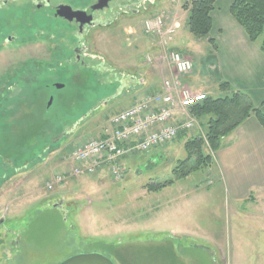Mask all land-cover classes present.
<instances>
[{"label": "rangeland", "instance_id": "rangeland-1", "mask_svg": "<svg viewBox=\"0 0 264 264\" xmlns=\"http://www.w3.org/2000/svg\"><path fill=\"white\" fill-rule=\"evenodd\" d=\"M189 1L137 0V13L98 33L96 46L88 49L96 56L87 62L92 75L78 70L82 74L73 77L66 73L72 62L59 65L70 53L49 38L57 36V26L45 32L48 45L35 40L30 48L15 52L6 46L0 52V264H61L96 253L114 264H122L117 253L126 264H264L263 217L230 213L219 197L220 185L209 184L207 170L182 179L172 175L177 161L186 156L185 140L196 134L204 140L198 120L199 128L186 132L183 140L127 154L120 180L104 167L93 176L66 178L46 189L54 176L69 173L73 162L67 156L73 148L109 133L113 115L156 83L158 69L151 68L146 57L156 56L157 42L144 33L145 20L168 17L177 27L165 49L171 45L185 50L183 56L194 71L186 80L190 91L215 99L228 96L219 90L220 78L211 70L215 51L208 39L188 33L182 6ZM35 28L45 30L38 24L32 28L34 35ZM25 59L29 65L23 64ZM123 70L132 77L122 75ZM51 81L65 89H51ZM50 96L54 101L48 107ZM166 180L173 184L162 191L144 189ZM180 194L187 195L184 209L190 208L187 229L181 228L186 216L177 211L163 208L157 219L153 211L157 201ZM241 207L250 209L249 203Z\"/></svg>", "mask_w": 264, "mask_h": 264}, {"label": "crops", "instance_id": "crops-1", "mask_svg": "<svg viewBox=\"0 0 264 264\" xmlns=\"http://www.w3.org/2000/svg\"><path fill=\"white\" fill-rule=\"evenodd\" d=\"M233 2L234 0H217L211 14L213 28L210 35L217 47L214 50L215 56L211 58L213 61L211 70L218 73L220 81L229 82L231 89H227L223 93L230 94L231 90L242 92L255 107H259L264 111V57L259 51L258 45L251 43L238 23H235L232 19L229 8ZM169 13L172 14L170 16H176L174 12L169 11ZM166 14L168 12L164 16H167ZM184 14H186L185 11ZM173 39L170 41H173ZM155 41L157 42V38H155ZM181 42L184 43V41ZM173 44L176 45L175 42ZM151 47H153V44H151ZM168 48L182 54L185 52V50H181L183 48L178 49L177 46L171 47L169 45ZM154 50V55L160 53V50H157V43ZM191 71L190 74L182 77L179 83L189 94L196 95V92L194 93V91L188 89L186 83L188 77L194 72ZM157 73H159V76L155 80L156 83L146 86L141 98L145 95L166 93L161 79L168 78V74L165 70L163 72L160 69ZM201 93L207 94L206 92ZM141 98L139 97L137 100ZM174 118L175 122L181 119L177 112ZM212 155L213 164L206 169L212 176L209 184L220 185L219 197L228 206V211L235 215L245 214L247 217L254 219L257 217L264 218V129L259 126L255 117L247 118L229 136L223 138L217 152L212 153ZM210 174L208 175L210 176ZM186 201L187 195L185 194H180L174 200L165 198L163 202L157 201L153 207L155 219L158 215L162 216L163 211L161 209L167 207L171 213L177 211L180 217L186 216L185 218H187L190 208L185 210L182 206V202ZM244 203H249V210L239 208ZM258 211L260 215H258ZM184 221L182 223L184 226L181 228L187 229L189 218ZM185 232L187 231L183 233Z\"/></svg>", "mask_w": 264, "mask_h": 264}, {"label": "built area", "instance_id": "built-area-1", "mask_svg": "<svg viewBox=\"0 0 264 264\" xmlns=\"http://www.w3.org/2000/svg\"><path fill=\"white\" fill-rule=\"evenodd\" d=\"M167 17L146 20L145 33L157 38L160 53L146 57L151 68L164 67L168 78L161 79L164 94L145 95L123 112L111 118V131L103 138H91L80 143L67 156L73 162L68 174H58L47 183L50 190L66 178L93 176L98 170L108 169L115 181L120 180L123 169L120 161L129 153L147 152L149 149L170 144L180 132L199 128L198 121L190 114L193 105L205 100L206 94H189L179 83L192 71V62L181 53L165 49L176 26ZM164 72V71H163ZM181 118L175 122V113Z\"/></svg>", "mask_w": 264, "mask_h": 264}, {"label": "trees", "instance_id": "trees-1", "mask_svg": "<svg viewBox=\"0 0 264 264\" xmlns=\"http://www.w3.org/2000/svg\"><path fill=\"white\" fill-rule=\"evenodd\" d=\"M216 2L217 0H191L182 6L187 14L188 33L197 38H207L213 50H216L217 47L209 34L213 28L211 14ZM229 12L247 39L258 45L259 51L264 57V0H234ZM70 71L71 69L66 73L70 74ZM88 73L92 75L90 72ZM87 78V80L90 79ZM219 82L220 91L225 92V90L231 89L229 82ZM190 114L199 121L201 128H203L204 140L199 134L185 140L183 150L186 152V156L184 160L177 161V165L172 171L174 179H182L193 172L211 167L213 164L212 153L217 152L223 138L229 136L247 118L254 116L259 126L264 129V111L255 107L242 92L231 90L228 96L216 99L205 95L204 101L193 105ZM185 136L186 132L180 133L177 139L183 140ZM103 137L102 134L100 138ZM205 145L209 147L211 153H205ZM172 184L173 180H166L162 183L151 182L145 185L144 189L150 193L159 192ZM116 255L122 264H126L124 255L120 253Z\"/></svg>", "mask_w": 264, "mask_h": 264}, {"label": "flooded vegetation", "instance_id": "flooded-vegetation-1", "mask_svg": "<svg viewBox=\"0 0 264 264\" xmlns=\"http://www.w3.org/2000/svg\"><path fill=\"white\" fill-rule=\"evenodd\" d=\"M97 4L98 0H0V52L6 46L18 52L30 48L36 42L48 45L51 40L58 49L70 53L69 58L59 64L67 67L72 62L70 75L82 74L77 73L78 70L91 72L92 67L87 62L96 56L89 53L88 49L96 46L98 33L107 32L111 26L121 22L124 15L136 14L139 6L137 0H110L107 7L103 8ZM62 7H66V10H62ZM58 11H61L60 14ZM38 24L44 26L45 30L35 28L34 35L32 28ZM52 26L59 28L58 34L52 33L49 40L45 32ZM43 55L47 56L45 53ZM30 60L25 59L22 63L29 65ZM120 72L122 75L126 73L124 70ZM125 75L129 76L127 73ZM55 84H50L51 89H65L63 84L61 88H56ZM48 100L50 107L53 96Z\"/></svg>", "mask_w": 264, "mask_h": 264}, {"label": "water", "instance_id": "water-1", "mask_svg": "<svg viewBox=\"0 0 264 264\" xmlns=\"http://www.w3.org/2000/svg\"><path fill=\"white\" fill-rule=\"evenodd\" d=\"M110 0H98V7H107V4ZM66 10V7H62V10ZM61 11H58L60 14ZM79 13V12H74ZM56 88H61V84H55ZM78 124V123H77ZM61 264H114L113 261L107 259L101 254H84V255H76L72 258L64 260Z\"/></svg>", "mask_w": 264, "mask_h": 264}]
</instances>
